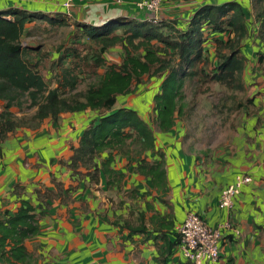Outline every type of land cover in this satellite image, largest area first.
Returning a JSON list of instances; mask_svg holds the SVG:
<instances>
[{
	"label": "crops",
	"instance_id": "crops-1",
	"mask_svg": "<svg viewBox=\"0 0 264 264\" xmlns=\"http://www.w3.org/2000/svg\"><path fill=\"white\" fill-rule=\"evenodd\" d=\"M68 1L0 0V13L7 19L13 10L61 16L77 28H102L120 19L142 22L149 14L137 6L144 0H72L67 6ZM227 1L163 0L160 12L162 21L180 29L206 5L237 2L247 13L239 54L245 66L238 75L243 98L233 108L227 142L198 146L180 116L163 131L154 99L139 113L129 95L120 96L114 109L138 112L151 132L148 144L131 140L101 153L92 167L70 164L96 111L63 113L58 121L47 118L37 128H19L0 139V220L26 201L39 227L24 243L29 257L15 264H193L180 252L176 232L189 213L210 227L231 224L222 231L219 264H264V1ZM203 38L209 62L217 65L215 40L234 39L235 33L204 27ZM151 81L159 91L160 78ZM159 162L161 168L152 167ZM244 174L252 181L230 209H221L223 190ZM0 264L9 263L0 257Z\"/></svg>",
	"mask_w": 264,
	"mask_h": 264
},
{
	"label": "trees",
	"instance_id": "trees-1",
	"mask_svg": "<svg viewBox=\"0 0 264 264\" xmlns=\"http://www.w3.org/2000/svg\"><path fill=\"white\" fill-rule=\"evenodd\" d=\"M185 2L191 0H182ZM264 0H259V2ZM233 13V14H231ZM10 19L0 13V139L19 128H37L45 119L58 121L63 113L96 111L99 115L92 126L82 134L74 149L70 167H92L99 155L111 149H122L129 141L148 144L151 132L137 111L129 108L114 109L120 96H128L144 78H160V90L154 97V109L159 128L169 130L183 110L185 81L196 76H211L228 89L243 91L238 75L244 70V59L239 56L247 17L237 2L206 5L191 20L187 29L174 23L120 19L106 27L78 26L82 36L97 44L92 55L94 67L103 69L96 83L79 91L80 75L71 67H63L56 78V87L49 88L32 62L33 48L23 45L27 26L38 20L66 25L65 18L50 17L18 10L9 12ZM212 32L233 31L234 39L215 40L218 73L204 72L210 64L203 49V28ZM120 45L121 63H106L104 54ZM79 58L78 52L58 54L61 63L68 58ZM202 61L204 68L190 70ZM79 66V64H78ZM235 83L237 85H235ZM36 109L29 122L18 121L11 109L22 107L23 100ZM160 162L152 167L161 168ZM33 206L24 201L16 214L0 220V257L9 264L25 261L29 255L24 243L38 233L39 227ZM8 247V248H7Z\"/></svg>",
	"mask_w": 264,
	"mask_h": 264
},
{
	"label": "rangeland",
	"instance_id": "rangeland-1",
	"mask_svg": "<svg viewBox=\"0 0 264 264\" xmlns=\"http://www.w3.org/2000/svg\"><path fill=\"white\" fill-rule=\"evenodd\" d=\"M66 23V25H59L38 20L27 26L22 42L24 46L36 51L31 54L32 62L37 64V70L50 89L56 87V78L62 68L71 67L74 69V73L80 75L79 91H84L89 85L96 83L97 76L104 71L96 69L91 58L99 46L83 37L77 26L71 27L67 21ZM73 50L78 52L79 58H68L69 60L65 64L57 59L58 54H68V52L71 54ZM103 56L106 63L117 62L119 64L123 58V49L118 45L108 50ZM215 66V63L208 64L204 72L215 71ZM198 68H204L202 61L190 70L196 71ZM152 85L151 79L146 77L141 85L133 89L129 95L134 97L133 108L139 113L142 109L140 107L146 106L159 93L158 90L152 89ZM235 85L237 84L235 83ZM228 88V85L213 81L211 76L199 75L185 81L183 89L185 99L182 113L179 116L188 121V134L189 131H192L194 134L192 138L198 140L196 144L200 147H216L227 142L230 138L234 126L231 121L235 113L233 108L242 101L243 93L238 89L233 91ZM139 92L145 93L140 95ZM22 102V107L15 106L11 112L18 121L23 120L28 123L36 109L31 108L26 99ZM222 104H225L226 108Z\"/></svg>",
	"mask_w": 264,
	"mask_h": 264
},
{
	"label": "built area",
	"instance_id": "built-area-1",
	"mask_svg": "<svg viewBox=\"0 0 264 264\" xmlns=\"http://www.w3.org/2000/svg\"><path fill=\"white\" fill-rule=\"evenodd\" d=\"M69 0L66 4L71 5ZM163 0H144L137 4L139 9L147 11L149 14L146 21L158 24L162 21L160 12ZM252 181L249 175H240L235 182L225 188L219 200L221 209H230L233 201L241 192L244 185ZM231 224L226 222L217 227H210L197 214L189 213L181 224L176 227L179 236L180 252L193 264H219L220 247L219 242L224 229H230Z\"/></svg>",
	"mask_w": 264,
	"mask_h": 264
}]
</instances>
